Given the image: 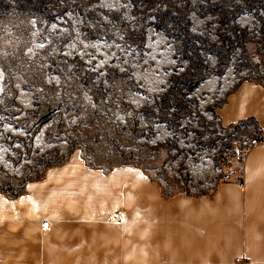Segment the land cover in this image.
<instances>
[{
	"label": "rangeland",
	"instance_id": "rangeland-1",
	"mask_svg": "<svg viewBox=\"0 0 264 264\" xmlns=\"http://www.w3.org/2000/svg\"><path fill=\"white\" fill-rule=\"evenodd\" d=\"M245 81L264 83V0H0V192L80 158L212 196L221 152L258 137L219 115Z\"/></svg>",
	"mask_w": 264,
	"mask_h": 264
},
{
	"label": "crops",
	"instance_id": "crops-1",
	"mask_svg": "<svg viewBox=\"0 0 264 264\" xmlns=\"http://www.w3.org/2000/svg\"><path fill=\"white\" fill-rule=\"evenodd\" d=\"M246 122L262 142L245 183L222 177L212 196L140 172L0 198V264H264V91L223 126Z\"/></svg>",
	"mask_w": 264,
	"mask_h": 264
},
{
	"label": "bare ground",
	"instance_id": "bare-ground-1",
	"mask_svg": "<svg viewBox=\"0 0 264 264\" xmlns=\"http://www.w3.org/2000/svg\"><path fill=\"white\" fill-rule=\"evenodd\" d=\"M264 91V83L256 81H245L241 83L219 110L221 122L224 125L240 110L248 105L253 99ZM143 172L135 166H118L105 171L88 165L80 158H74L62 166L50 168L46 177L28 184L26 192L32 193L75 184L92 182L102 179L119 177ZM10 197L0 192V198Z\"/></svg>",
	"mask_w": 264,
	"mask_h": 264
},
{
	"label": "built area",
	"instance_id": "built-area-1",
	"mask_svg": "<svg viewBox=\"0 0 264 264\" xmlns=\"http://www.w3.org/2000/svg\"><path fill=\"white\" fill-rule=\"evenodd\" d=\"M261 142L260 138H254L248 144L234 143L229 149L221 152L219 165L225 181L243 182L248 154ZM49 224V221H44L43 229H48Z\"/></svg>",
	"mask_w": 264,
	"mask_h": 264
}]
</instances>
